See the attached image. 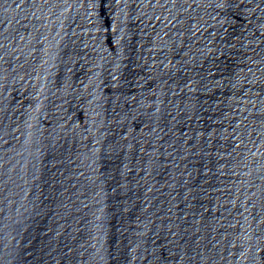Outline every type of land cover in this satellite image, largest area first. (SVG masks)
Wrapping results in <instances>:
<instances>
[{
    "label": "water",
    "instance_id": "1",
    "mask_svg": "<svg viewBox=\"0 0 264 264\" xmlns=\"http://www.w3.org/2000/svg\"><path fill=\"white\" fill-rule=\"evenodd\" d=\"M0 264H264V0H0Z\"/></svg>",
    "mask_w": 264,
    "mask_h": 264
}]
</instances>
